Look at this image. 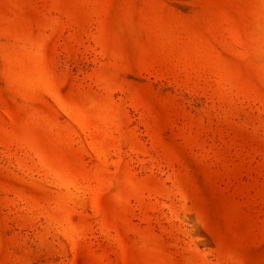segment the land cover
<instances>
[{"label": "rangeland", "instance_id": "obj_1", "mask_svg": "<svg viewBox=\"0 0 264 264\" xmlns=\"http://www.w3.org/2000/svg\"><path fill=\"white\" fill-rule=\"evenodd\" d=\"M0 264H264V0H0Z\"/></svg>", "mask_w": 264, "mask_h": 264}]
</instances>
